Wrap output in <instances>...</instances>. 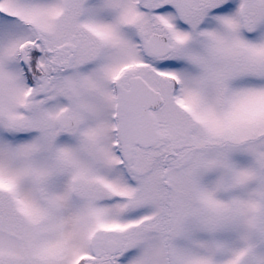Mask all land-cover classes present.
<instances>
[{"label": "snow or ice", "instance_id": "obj_1", "mask_svg": "<svg viewBox=\"0 0 264 264\" xmlns=\"http://www.w3.org/2000/svg\"><path fill=\"white\" fill-rule=\"evenodd\" d=\"M0 264H264V0H0Z\"/></svg>", "mask_w": 264, "mask_h": 264}]
</instances>
